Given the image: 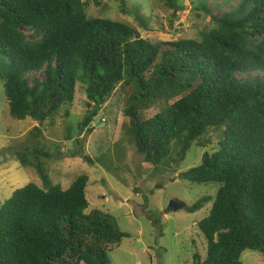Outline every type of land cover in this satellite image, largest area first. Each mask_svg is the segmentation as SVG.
I'll use <instances>...</instances> for the list:
<instances>
[{"label":"trees","instance_id":"1","mask_svg":"<svg viewBox=\"0 0 264 264\" xmlns=\"http://www.w3.org/2000/svg\"><path fill=\"white\" fill-rule=\"evenodd\" d=\"M115 1L122 14L132 10ZM159 1L181 10L176 0ZM190 1L210 23L195 39L170 42L125 22L90 19L88 1L0 0V81L10 116L36 122L39 136L40 125L70 118L78 85L88 109L119 86L129 89L124 129L154 169L176 168L193 145L214 142L182 174L192 184L219 185L197 224L206 253H195L193 264H244L246 250L264 257V0ZM131 12L147 30L139 8ZM90 109L81 133L94 131L97 110ZM80 140V156L93 165ZM52 157L40 144L16 154L42 187L30 183L0 206V264H111L109 252L130 235L109 213L88 212V175L68 189L54 185L43 161ZM210 201L184 209L195 213Z\"/></svg>","mask_w":264,"mask_h":264},{"label":"rangeland","instance_id":"2","mask_svg":"<svg viewBox=\"0 0 264 264\" xmlns=\"http://www.w3.org/2000/svg\"><path fill=\"white\" fill-rule=\"evenodd\" d=\"M83 1L89 2L87 12L90 19L125 22L144 37L170 42L195 39L210 23V17L195 11L198 5L190 0H176L181 6L177 12L159 0H126L128 8H139L147 30L140 28L132 10L122 14L115 0ZM96 1L100 5H96ZM128 92L129 89L122 90L119 86L104 105L89 108L96 109L97 115L90 125L94 131L88 134L79 130V123L89 109L83 87L78 85L70 118L56 119L54 127L49 123L40 125L39 136L33 132L38 127L36 122L31 119L20 121L10 116L3 82L0 81V206L17 189L30 183L42 187L36 171L23 168L16 160L20 150L40 144L53 155L43 160L50 181L68 189L79 175H88V212L99 209L109 213L120 230L130 235L109 252L111 264H193L195 253L202 256L206 253V241L197 224L208 216L219 185L192 184L182 178V174L200 165L203 154L212 153L216 144L193 145L176 168L158 170L143 163L124 129L128 119L122 111ZM79 138L84 140H80L84 155L93 160V165L80 156L76 144ZM205 196L211 201L195 213H188L184 208L175 212L167 210L173 200L191 206ZM241 260L244 264H264L263 255L250 250L242 254Z\"/></svg>","mask_w":264,"mask_h":264},{"label":"water","instance_id":"3","mask_svg":"<svg viewBox=\"0 0 264 264\" xmlns=\"http://www.w3.org/2000/svg\"><path fill=\"white\" fill-rule=\"evenodd\" d=\"M183 208H184V204L182 202L173 200L169 203L167 210H168V212H175V211L181 210ZM140 246L141 245L138 244V247H140Z\"/></svg>","mask_w":264,"mask_h":264}]
</instances>
